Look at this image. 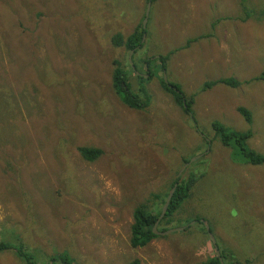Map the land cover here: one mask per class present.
<instances>
[{"label": "rangeland", "instance_id": "1", "mask_svg": "<svg viewBox=\"0 0 264 264\" xmlns=\"http://www.w3.org/2000/svg\"><path fill=\"white\" fill-rule=\"evenodd\" d=\"M147 3L0 0V91L11 98L0 113V230L9 229L0 238L14 233L27 250L65 252L71 264H214L197 219L211 227L224 264H264V164L243 163L212 128L250 132L244 147L264 155V0H151L133 70L111 37L142 25ZM115 69L140 109L115 93ZM161 78L192 97L191 115ZM230 78L236 87L202 90ZM80 147L102 153L87 162ZM199 154L183 173L203 177L171 224L195 221L191 230L132 248L134 209L162 195L182 161ZM12 253H0V264H25Z\"/></svg>", "mask_w": 264, "mask_h": 264}, {"label": "trees", "instance_id": "2", "mask_svg": "<svg viewBox=\"0 0 264 264\" xmlns=\"http://www.w3.org/2000/svg\"><path fill=\"white\" fill-rule=\"evenodd\" d=\"M149 0H147L148 2ZM145 34V29L142 28V25L139 24L133 33L130 35L124 37L120 33L114 34L111 37V43L113 46L116 47H123L127 52H130L134 49H141L143 47L142 36ZM195 41L194 39H191L186 42L184 48H188L189 45ZM134 52L133 55H135ZM171 53L168 55H165L164 57L159 58V60L163 63L166 62ZM142 66L146 63H149L147 59L142 60ZM148 68V65H147ZM164 68V67H163ZM162 70V68H161ZM126 75L125 72H121L119 69H115L112 73V84L113 89L119 99H121V102L128 108H135L140 109L141 102H138L137 98L129 92L128 87H126V84L123 82V75ZM148 79L152 78V75L150 74V70L148 68ZM259 80H264V71L261 73ZM161 86L163 87V90L174 97L175 103L184 111L186 114L191 113V106L193 103L192 97H185L182 92L176 88V86L172 85V89L168 87V84L163 81V79H160ZM224 84L230 87H236L238 85V82L235 81V79H220L218 81L213 82H206L204 83L202 90H206L211 88L212 86L216 84ZM180 93H178V92ZM0 99L3 101V103L0 105V113L5 114L6 111V105L11 107L10 103V96L8 93H4L0 91ZM184 100V102H183ZM238 112L244 117L245 121L248 123L251 122V115L250 112L244 108H239ZM191 115V114H190ZM212 128L215 131L216 135L215 138H218L221 140V143L224 146L234 145L237 147V149L241 150V155L243 157V163L250 164V165H261L264 164V155L259 154L255 152L253 149L249 148L246 149L243 145L244 142H246L250 137L251 133L246 132L243 134H239L238 132H231L228 128L219 125V123L214 122L212 124ZM8 136V135H7ZM212 140H210V143ZM81 157L87 161V162H93L95 161L102 153L100 149L94 148V147H80L77 149ZM201 160V159H200ZM188 162L187 160L182 161V165L184 163ZM176 174L172 180V182L166 187V191L163 192V194H155L152 196L151 201H146L137 208L134 209L132 212V223L130 225L129 229V243L132 248H141L149 244L151 241L156 239L158 236L155 235L152 231L153 226L160 216L161 213V206L163 205L165 198L169 192V190L172 188L173 184H177L176 190L171 198V201L167 207V212L165 216L160 220L157 230L158 231H167L171 228V224L173 223V219L177 214L181 212V208L183 206V203L185 200H187L190 196L191 189L196 185L198 180L203 177V173H192L185 178L184 173L180 178H176ZM197 221V224L199 225V228L201 231L206 232L204 226L199 220ZM189 222L185 223L186 225ZM185 224L180 225L179 227L184 226ZM197 227V226H196ZM210 227V226H209ZM177 228V227H175ZM211 229V227H210ZM7 230L9 232V229L2 227L0 231ZM191 230V227H188L185 229V232H189ZM212 231V230H211ZM207 236V232L205 233ZM208 237V236H207ZM27 245L25 243H21V238L16 236L14 233L10 234L6 241L1 240L0 238V253L7 252V251H13L12 255H14L17 259L20 258L19 255L23 253V257L25 258L23 262L25 264H71V257L63 252V253H56L53 255H46L43 252H39L35 249H29L27 250ZM24 250V251H22ZM222 259L224 260L227 255L224 251H219ZM19 254V255H18ZM19 260V259H18ZM20 261V260H19ZM212 263L219 264L218 258L215 255V257L212 259ZM253 260H250V262H244L245 264L252 263ZM21 262V261H20ZM129 264H139L138 260H134Z\"/></svg>", "mask_w": 264, "mask_h": 264}, {"label": "water", "instance_id": "3", "mask_svg": "<svg viewBox=\"0 0 264 264\" xmlns=\"http://www.w3.org/2000/svg\"><path fill=\"white\" fill-rule=\"evenodd\" d=\"M150 6H151V0L148 1L147 6H146V9H145L144 20H143V23H142V28H143V29L145 28L146 23H147V19H148L149 11H150ZM144 39H145V35L142 36V41H141V43L144 42ZM136 49H137V48H136ZM136 49H134V50H132V51L129 52V58H128L129 63H130V65H131V67H132L133 70H134V67H133V65H132V56H133L134 52L136 51ZM145 69H147V66H145ZM164 81H165V83H167L166 78H164ZM167 84H168V83H167ZM168 87H169L170 89H172V86L170 87V86L168 85ZM177 92H178V91H177ZM178 93H180V92H178ZM183 102H184V100H183ZM209 143H210V142L208 141V144H209ZM208 151H209V148H208V150H207L203 155L207 154ZM203 155H202V154H199V155L193 157L189 162L184 163L183 166L180 168V170L177 172V174H176V178H177V179L180 178L181 175L183 174V172H184V171H185V170H186L191 164H193L195 161H197L198 159H200ZM176 186H177L176 183L173 184L172 188L169 190L168 195H167V197H166V199H165V202H164V204H163V207H162V210H161L160 216L158 217V219L156 220V222H155V224H154V226H153L152 231H153V233H154L155 235H157V236H164V235H168V234H171V233L180 232V231H183V230L187 227V225H186V226H184V227H177V228L169 229V230L164 231V232H160V231L157 230V226H158L160 220L165 216V214H166V212H167V207H168V205H169V203H170V201H171V198H172V196H173V194H174V192H175V190H176ZM201 222H202V224L204 225V228H205V230H206V232H207V234H208V237H209L211 243H212L213 246H214L215 254H216L217 258H218V262H219V264H224V263H223V259H222L221 255H220V252H219V250H218V248H217V246H216V244H215V238H214V236H213V234H212V232H211V229H210V227H209V224H208L206 221H204V220H201ZM194 223H195V221H192V222L189 223V225H193Z\"/></svg>", "mask_w": 264, "mask_h": 264}, {"label": "flooded vegetation", "instance_id": "4", "mask_svg": "<svg viewBox=\"0 0 264 264\" xmlns=\"http://www.w3.org/2000/svg\"><path fill=\"white\" fill-rule=\"evenodd\" d=\"M134 56V55H133ZM133 56H132V58H133ZM224 261V260H223Z\"/></svg>", "mask_w": 264, "mask_h": 264}]
</instances>
